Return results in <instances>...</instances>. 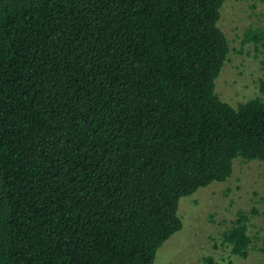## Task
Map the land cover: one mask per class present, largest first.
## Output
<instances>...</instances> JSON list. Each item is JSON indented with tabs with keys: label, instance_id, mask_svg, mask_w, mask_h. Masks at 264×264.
<instances>
[{
	"label": "trees",
	"instance_id": "1",
	"mask_svg": "<svg viewBox=\"0 0 264 264\" xmlns=\"http://www.w3.org/2000/svg\"><path fill=\"white\" fill-rule=\"evenodd\" d=\"M223 2L0 0V264H154L182 195L264 160V96L215 89Z\"/></svg>",
	"mask_w": 264,
	"mask_h": 264
},
{
	"label": "rangeland",
	"instance_id": "2",
	"mask_svg": "<svg viewBox=\"0 0 264 264\" xmlns=\"http://www.w3.org/2000/svg\"><path fill=\"white\" fill-rule=\"evenodd\" d=\"M218 25L231 50L215 89L232 105L264 96V52L243 41L248 29L264 28V0H224ZM242 210L247 216L251 247L247 256L230 252L221 231ZM177 212L182 227L158 248L154 264H264V160H233L232 174L182 195Z\"/></svg>",
	"mask_w": 264,
	"mask_h": 264
}]
</instances>
